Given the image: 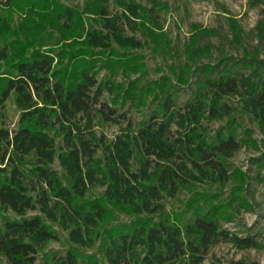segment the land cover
Segmentation results:
<instances>
[{
  "label": "trees",
  "instance_id": "obj_1",
  "mask_svg": "<svg viewBox=\"0 0 264 264\" xmlns=\"http://www.w3.org/2000/svg\"><path fill=\"white\" fill-rule=\"evenodd\" d=\"M86 8L95 15L88 28L79 10L56 0H0V116L12 96L20 111L17 129L0 125V264H36L39 249L60 240L55 226L76 248L99 242L101 256L70 248L49 264H204L220 243L259 248L254 236L224 228L216 207L176 220L165 201L182 186L229 181L228 161L242 141L231 124L214 134L205 125L233 115L226 99H237L264 128V17L255 27L257 47L238 57L221 52L216 63L195 65L178 84L163 78L149 119L136 133L129 126L109 140L97 133V120L118 124L126 115L116 99L104 101L119 86L99 79V71L143 72L134 54L144 46L136 37L144 29L143 9L136 0H94ZM15 12L25 17L14 30ZM148 13L162 29L155 8ZM53 28L62 36L80 34L83 42L59 45ZM232 32L240 43L241 33L233 26ZM47 39L56 42L49 47ZM189 87L192 95L181 104ZM130 98L138 108L137 95ZM258 162L263 168L264 154ZM94 186L105 192L87 200ZM111 207L135 219L101 232Z\"/></svg>",
  "mask_w": 264,
  "mask_h": 264
},
{
  "label": "rangeland",
  "instance_id": "obj_2",
  "mask_svg": "<svg viewBox=\"0 0 264 264\" xmlns=\"http://www.w3.org/2000/svg\"><path fill=\"white\" fill-rule=\"evenodd\" d=\"M56 1L79 10L86 28L90 24H95L93 10H86L94 0ZM136 1L142 6V22L145 25L144 29L136 34L144 46L135 50L134 54L141 59L143 72L129 69L114 76L106 70H100L98 75L99 79L107 77L119 86L113 95L105 94L104 101L114 104L116 99L119 112L126 115L125 119L118 120L120 121L118 124L97 120V133L104 134L109 140L126 131L129 126H132L131 133H136L141 124L149 119L154 109V95L163 78L178 84V77L189 79L190 70L195 65L216 63L221 52L238 57L242 56L245 50L251 51L257 47L255 27L264 17V0ZM152 7L155 8L162 29H157L148 21V12ZM110 10L117 12V6L111 3ZM13 15L11 27L15 30L24 25L25 15L21 12H15ZM232 26L241 33L240 43L234 40ZM52 34L58 35V40L62 37L59 45L83 42L80 34L73 37L66 36L67 34L62 36L57 30ZM46 41L49 47L56 42H48V39ZM206 48H209V53L205 52ZM193 89L189 87L183 90L181 104L190 98ZM132 91L134 95L131 94ZM136 95L138 108L134 104L136 102H132L130 98ZM225 101L236 108L233 115L230 118L205 122V125L214 134L218 129L231 124L242 141L240 151L228 161L229 181L182 186L176 198L166 199L165 205L176 220L189 219L192 211H199V208L206 211L216 207L224 228L242 237L254 236L260 245L256 249L242 250L230 243H220L210 249L204 264H264V167H260L258 162L264 154V128L241 110L237 99L228 98ZM19 119L20 111L12 96L2 110L0 125L13 131L17 129ZM55 168L60 173L63 172L58 163L55 164ZM104 192L105 188L94 186L89 189L86 198L97 199L102 197ZM207 198L212 200L206 201ZM242 199L246 202L242 203ZM110 210L111 215L104 221L101 232L111 226L135 219L125 210L113 207ZM7 215L14 217L12 213ZM55 229L59 232L60 240L49 242L39 249L36 264H49L53 254H64L70 248L85 256L93 254L101 256L99 242L93 248H76L70 243L66 232L56 226Z\"/></svg>",
  "mask_w": 264,
  "mask_h": 264
}]
</instances>
